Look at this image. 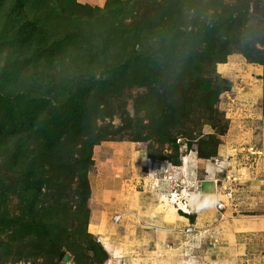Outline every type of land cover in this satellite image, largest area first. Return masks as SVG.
<instances>
[{
	"label": "rangeland",
	"instance_id": "374dc122",
	"mask_svg": "<svg viewBox=\"0 0 264 264\" xmlns=\"http://www.w3.org/2000/svg\"><path fill=\"white\" fill-rule=\"evenodd\" d=\"M172 23L180 32L164 40ZM225 35L254 47L252 56L234 44L222 62L207 64L213 37ZM253 84L261 87L264 115V0H108L103 8L0 0V264H131L129 253L112 258L99 240L112 228L121 248L159 242L196 264V252L222 240L214 225L200 227L204 201L190 198V216L176 207L194 233L181 219L172 229L149 221L152 192L173 203L170 190L154 188L151 172L141 170L139 155L181 165L193 153L219 168V186L228 174L239 179L238 168L262 153L257 140L220 158L213 139L226 123L231 128ZM195 128L205 138L199 145L191 140Z\"/></svg>",
	"mask_w": 264,
	"mask_h": 264
},
{
	"label": "crops",
	"instance_id": "0c3cea01",
	"mask_svg": "<svg viewBox=\"0 0 264 264\" xmlns=\"http://www.w3.org/2000/svg\"><path fill=\"white\" fill-rule=\"evenodd\" d=\"M81 4H88L93 7L103 8L108 0H77ZM252 94L246 95V102L237 108L239 111L236 116H232L231 120L233 124L228 129L229 125L222 126L218 135L214 136V141L218 144V156H231L237 154L240 150V146L253 141L258 142L259 149L262 153L260 156H254L250 161L248 167L240 166L238 173H240L239 179L242 180L244 185L238 186L236 183V191L234 196V206L228 207L227 211L223 214L224 217L216 209V203L218 199H222V190L215 189L213 179L223 178V174L220 173L218 167L213 164L205 165L194 160V154L187 155V164L183 168L185 173H193L196 167H198V173L194 183H201V189L204 192L200 196L194 195L193 199L199 201V198L204 201L200 202V207L203 206V210L198 211V219L201 226L214 225L217 229V233L221 235L219 243L220 245L210 248V251L196 252L198 253V259L196 264H264V115L262 108L257 104L262 100V91L259 85H252ZM248 100L251 102L249 103ZM256 105V106H255ZM250 107L252 109H250ZM256 107V108H255ZM243 111H247L246 117L248 121H244L241 118L245 115ZM246 118V119H247ZM248 122L250 128L248 132L241 130L238 123ZM224 128V129H223ZM227 129V130H225ZM259 152V151H258ZM140 163H142L141 170L144 172L147 170L154 171V161H152L148 155L142 150L140 153ZM151 160V161H150ZM193 160L195 165H190V161ZM240 162V161H239ZM201 168V169H200ZM205 168V170H203ZM246 168V169H244ZM237 170V169H236ZM237 177V176H236ZM194 179V177H191ZM198 180V181H197ZM196 181V182H195ZM206 186V187H205ZM242 186V188H241ZM245 186V188H243ZM154 190V189H153ZM151 190V192L153 191ZM156 191V190H155ZM148 192V191H147ZM153 196L150 198L149 211L147 215L149 221L159 224L162 221L167 222L170 229L174 227L176 219L184 220L185 227L189 225V219L179 214L176 207L171 208V203L167 202V196L162 192H152ZM143 197L146 196L145 192H140ZM162 200V205H159L157 201ZM165 206L167 209H164ZM174 206V205H173ZM162 209V210H161ZM151 210V211H150ZM210 225V226H212ZM169 226L167 228L169 229ZM208 227V226H207ZM106 228V227H105ZM149 232V231H148ZM110 234L107 236L106 231L102 230L99 235L105 239V248L112 258H122L129 253V259L131 264H192L195 263L194 259L190 257H184V260H178L180 258H174L173 250H168L167 245L159 242H137V244H125L121 248L113 240L116 236L114 228L110 229ZM225 237V240H224ZM108 244V245H107ZM165 250V252H161ZM130 251L136 252L135 256H132ZM138 251H140L138 253ZM159 252H161L159 254ZM196 256V255H195ZM120 263V262H118Z\"/></svg>",
	"mask_w": 264,
	"mask_h": 264
},
{
	"label": "built area",
	"instance_id": "2783aa9c",
	"mask_svg": "<svg viewBox=\"0 0 264 264\" xmlns=\"http://www.w3.org/2000/svg\"><path fill=\"white\" fill-rule=\"evenodd\" d=\"M255 154L254 152H252ZM257 153V151H256ZM154 171L151 172L152 178H154V188L162 186L167 191L170 190L169 200L175 204L177 209L181 211L183 214L187 216L191 215V208H190V198L194 195L199 196L202 193L201 185L194 184L193 180H190V175L188 172L186 176H182L183 172V163L181 165H174L170 161H154ZM189 166V165H188ZM227 183L221 184L219 187L222 189V199H218L216 202V209L222 215L227 211L228 207L234 206V194L236 189V183H238L239 179L237 177H233L231 175H226ZM190 180V181H189ZM196 182V181H195ZM222 182L221 179H217V183ZM188 183H191L187 185ZM194 186V187H192ZM175 188H178V191L175 192ZM187 188L193 191L192 195L185 197L182 189ZM192 193V192H191ZM182 195V196H181ZM182 204V205H181ZM121 216H116L115 221H119ZM191 226V225H190ZM186 233H194L192 227L186 228ZM201 233V232H200Z\"/></svg>",
	"mask_w": 264,
	"mask_h": 264
},
{
	"label": "trees",
	"instance_id": "16d2710c",
	"mask_svg": "<svg viewBox=\"0 0 264 264\" xmlns=\"http://www.w3.org/2000/svg\"><path fill=\"white\" fill-rule=\"evenodd\" d=\"M111 0H109L110 2ZM165 24H168L170 25V23L167 21ZM181 25L177 24V25H174L172 23L171 25V29L169 31H167V34H163V37H164V40L167 39H171L173 37V35L175 33H178L180 32L179 30V27ZM214 26V24H210V25H206L205 26V29H206V32H207V35H209V33L211 32V27ZM239 41V39H236L234 38L233 39V36H229V35H225V38H222V39H219L218 40V37L215 36L213 37V46H209L208 49H213V53H214V56L215 57H210L208 59H205V61L207 62V64L209 63H220L222 62V60L224 59V57H226L228 54H229V50L231 48L232 45L236 44L237 45V42ZM239 46H242L241 48ZM238 48H240V50H242L243 53H245L246 56L248 57H251L252 56V52L251 50H254V47L253 48H250L251 46L249 45L248 47V44L246 47H243L242 44H238L237 45ZM224 50V51H223ZM208 60V61H207ZM49 82L51 84H54L55 83V78L54 77H50L49 79ZM191 140L199 145L201 144L203 141H205L204 137H202V134L199 133V129L195 128L193 130H191ZM105 137L104 136H101L99 138L96 139L95 142H93V145H95L96 143L102 141ZM206 138H213L212 136H207ZM175 148H176V151H179L180 147L182 146L181 144H174ZM92 151H93V146H91L89 148V151L85 152V155L83 156V158L80 160V164L82 165V167H85L91 160V156H92ZM184 158V157H183ZM150 159L152 161H157L158 157H156L155 155H150ZM161 160H166V159H161ZM82 178L84 179V198L85 200L87 199L88 197V194H89V185H88V182H87V177L86 175L84 174V172L82 173Z\"/></svg>",
	"mask_w": 264,
	"mask_h": 264
},
{
	"label": "bare ground",
	"instance_id": "6f19581e",
	"mask_svg": "<svg viewBox=\"0 0 264 264\" xmlns=\"http://www.w3.org/2000/svg\"><path fill=\"white\" fill-rule=\"evenodd\" d=\"M183 168L186 166V164H187V156H185L184 158H183ZM183 168H182V171L181 172H183V174H182V176H186V173H185V171L183 170ZM190 181V180H189ZM213 181V184H214V187H215V189H219L220 187H219V185H218V183H217V179H213L212 180ZM168 201H170L169 199H168ZM216 203V202H215ZM172 206H171V208H175L176 206H173V204H171ZM182 205V204H181ZM223 217H224V215H223ZM99 240L100 241H102L103 242V244L105 245L106 244V242H105V239L104 238H102L101 236H99ZM108 245V244H107Z\"/></svg>",
	"mask_w": 264,
	"mask_h": 264
},
{
	"label": "water",
	"instance_id": "95a60500",
	"mask_svg": "<svg viewBox=\"0 0 264 264\" xmlns=\"http://www.w3.org/2000/svg\"><path fill=\"white\" fill-rule=\"evenodd\" d=\"M68 260H69V257H68V255H66L64 258V261H68Z\"/></svg>",
	"mask_w": 264,
	"mask_h": 264
}]
</instances>
